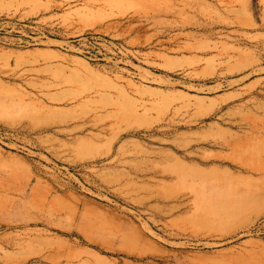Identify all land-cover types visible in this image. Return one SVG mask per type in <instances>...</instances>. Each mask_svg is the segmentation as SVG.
I'll list each match as a JSON object with an SVG mask.
<instances>
[{
    "label": "rangeland",
    "instance_id": "rangeland-1",
    "mask_svg": "<svg viewBox=\"0 0 264 264\" xmlns=\"http://www.w3.org/2000/svg\"><path fill=\"white\" fill-rule=\"evenodd\" d=\"M199 11L0 0V264H264V29Z\"/></svg>",
    "mask_w": 264,
    "mask_h": 264
},
{
    "label": "bare ground",
    "instance_id": "bare-ground-1",
    "mask_svg": "<svg viewBox=\"0 0 264 264\" xmlns=\"http://www.w3.org/2000/svg\"><path fill=\"white\" fill-rule=\"evenodd\" d=\"M206 2H210L213 6L218 7L219 9L223 10L227 13V16L229 18L220 19L218 22L212 23L207 21L206 19L208 16L205 14V11H199V13L205 18L206 22L208 24L220 26L221 29H226L229 31L230 34H235L241 29H245L247 27L251 28H262L264 29V0H258V4L262 6V18H261V24L255 25L251 23L248 20H244L240 15L241 14H247V12L250 10L251 7V0H204ZM205 22V25L201 22H191L190 24L192 26H195L197 28H203L207 26ZM74 260L65 263V264H74Z\"/></svg>",
    "mask_w": 264,
    "mask_h": 264
}]
</instances>
